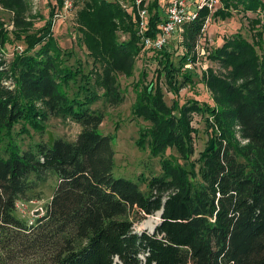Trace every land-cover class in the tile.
I'll return each instance as SVG.
<instances>
[{"label": "trees", "instance_id": "obj_1", "mask_svg": "<svg viewBox=\"0 0 264 264\" xmlns=\"http://www.w3.org/2000/svg\"><path fill=\"white\" fill-rule=\"evenodd\" d=\"M71 1L80 3L75 29L92 59L87 71L79 61L66 64L72 52L53 36L64 0H47V17L32 12V0H0L11 14V28L0 18V50L14 41L23 44L7 66L0 58V142L7 140L0 153V264H264V57L256 49L261 32L253 33L256 43L235 32L207 51L215 67L201 72V82L212 104L174 100L169 106L159 83L143 86L144 73L134 81L131 114L150 122L140 127L135 144L161 157L160 174L138 178L143 191L138 181L113 176L114 135L100 132L104 113L91 108L100 97L108 104L122 100L117 75L132 76L142 51L136 9L108 0ZM222 1L211 17L264 11L263 0ZM147 8L144 33L152 37L165 9L160 0H150ZM207 15L202 9L174 39L181 40V53L173 50L175 42L145 50L156 61L157 81L168 80L174 93L178 80L192 81L186 65L197 61ZM36 19L44 20L37 28ZM193 114L218 131L198 158H192ZM52 115L80 125L73 141L58 137L26 149L15 143V125L19 134L41 132ZM168 147L182 161L166 156ZM49 172L57 177L50 202L29 225L14 214L16 203ZM159 210L153 231H134L136 222Z\"/></svg>", "mask_w": 264, "mask_h": 264}, {"label": "rangeland", "instance_id": "obj_2", "mask_svg": "<svg viewBox=\"0 0 264 264\" xmlns=\"http://www.w3.org/2000/svg\"><path fill=\"white\" fill-rule=\"evenodd\" d=\"M71 1V0H70ZM72 2V1H71ZM264 2V0H263ZM71 4V3H70ZM77 2L76 6L70 5L66 8L57 9L56 15L53 20V36L61 48L71 50V56L67 57L66 64L74 66L81 62L85 71L89 70L92 66V59L88 56L87 50L84 46H80L76 36V21L75 9L79 7ZM219 8H223V1ZM132 11V9L127 10ZM32 12H37L40 17H47V0H32ZM0 18L11 28L10 18L11 14L3 10L0 6ZM257 19V21H254ZM206 25L203 27L201 43L198 46L199 56L196 62H189L186 66L189 67L194 73L191 82L180 84L178 80V92L174 93L169 88L168 80L165 81L161 77L158 81L156 79L157 64L151 57V52H142L136 56V62L132 76L126 77L123 74L117 75V82L122 94V100L118 104L104 103L100 97L95 103L91 105L92 109H100L104 113L103 120L99 125V130L103 134L114 135L113 148H114V166L113 176L124 177L133 181H138L141 190H146L145 183H142L138 178L140 176L151 177L161 173L160 156H151L148 147L140 149L135 144L138 137V132L141 126H148L150 122L142 118L135 117L131 114V107L135 102L134 81L140 79V74L144 73L146 78L140 81L143 86L152 80L159 83L162 88L163 100L167 105H171L174 100L183 103L186 100H197L199 102H207L212 104L209 92L201 82V72L208 66L215 64L206 58V53L211 48L221 45L223 40L235 32H240L248 41L256 43V35H253L255 30L262 34L261 40L256 47L260 55L264 57V11L257 13L246 12L245 15L241 12H232V16L228 18H213L210 17ZM44 23L42 19H36L35 28ZM136 26V24H135ZM120 35V39L127 37V35ZM181 36L174 35L169 41L173 44V50L176 53L182 52V44L174 41L179 40ZM178 45V46H177ZM23 47L22 42L14 41L6 44L5 49L0 50V58L6 64L11 61L13 52L20 50ZM203 47V48H202ZM139 83V84H140ZM12 83L10 81L9 86ZM168 85V86H167ZM99 94H101L99 92ZM211 118V117H209ZM212 122V119L210 120ZM213 123V122H212ZM195 128L192 133L194 152L192 158H198L199 154L204 150L208 144L209 138L217 135L218 131L214 133L212 128L205 122L204 117L200 114H193L191 122ZM19 125L13 128V140L19 145L21 149H26L37 142H45L51 144L53 139L61 137L69 141H73L78 132L80 125L69 118H61L59 116H50L45 122L43 131H35L29 129L27 133H18ZM6 139L0 142V153L3 154ZM213 144V143H212ZM166 156H174L176 159L181 160L175 148L168 147L165 151ZM182 161V160H181ZM57 183V177L53 172H49L47 179L39 184L36 188L26 193L25 198L22 197L17 201L14 214L23 221L29 219L34 220V215L41 216L45 213L47 206L50 202L53 189ZM147 215L141 221L134 224L133 228L136 232L143 230L150 231L153 226L159 222V215Z\"/></svg>", "mask_w": 264, "mask_h": 264}, {"label": "built area", "instance_id": "obj_3", "mask_svg": "<svg viewBox=\"0 0 264 264\" xmlns=\"http://www.w3.org/2000/svg\"><path fill=\"white\" fill-rule=\"evenodd\" d=\"M116 1L123 9L130 10L135 7L137 13V30L140 34V45L142 50H158L166 45L174 35H179L183 26L195 20L200 11L204 8L208 10L206 20H208L214 11L218 9L222 0H160L164 6V14L159 23V32L156 36H148L144 32L149 20V11L147 8L150 0H108ZM70 0H64V8L70 6ZM207 22V21H206ZM205 22V23H206ZM206 24H204L205 26ZM181 38V37H180ZM32 219L27 224H33Z\"/></svg>", "mask_w": 264, "mask_h": 264}, {"label": "water", "instance_id": "obj_4", "mask_svg": "<svg viewBox=\"0 0 264 264\" xmlns=\"http://www.w3.org/2000/svg\"><path fill=\"white\" fill-rule=\"evenodd\" d=\"M212 146H213V144L210 145V147H212ZM161 211H162V210L157 211V212L159 213V222H160ZM159 222H158V223H159ZM154 227H155V226L152 227L151 231L154 230Z\"/></svg>", "mask_w": 264, "mask_h": 264}, {"label": "bare ground", "instance_id": "obj_5", "mask_svg": "<svg viewBox=\"0 0 264 264\" xmlns=\"http://www.w3.org/2000/svg\"><path fill=\"white\" fill-rule=\"evenodd\" d=\"M156 214H157V215H159V213H158V212H157Z\"/></svg>", "mask_w": 264, "mask_h": 264}]
</instances>
